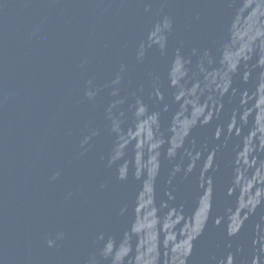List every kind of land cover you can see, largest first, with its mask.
Wrapping results in <instances>:
<instances>
[{
	"label": "water",
	"instance_id": "obj_1",
	"mask_svg": "<svg viewBox=\"0 0 264 264\" xmlns=\"http://www.w3.org/2000/svg\"><path fill=\"white\" fill-rule=\"evenodd\" d=\"M0 264H264V0H0Z\"/></svg>",
	"mask_w": 264,
	"mask_h": 264
}]
</instances>
